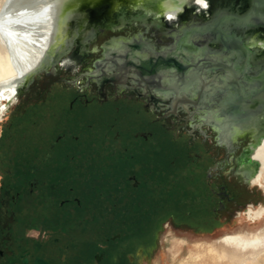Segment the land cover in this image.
<instances>
[{
  "label": "rangeland",
  "instance_id": "obj_1",
  "mask_svg": "<svg viewBox=\"0 0 264 264\" xmlns=\"http://www.w3.org/2000/svg\"><path fill=\"white\" fill-rule=\"evenodd\" d=\"M111 34L67 56L55 77L39 76L0 115V251L18 262L27 252L50 264H188L190 250L220 248L225 233L264 229V208L255 211L263 172L253 185L231 168L227 180L210 179L224 155L191 142L173 115L161 121L168 102L157 110L84 88L91 50Z\"/></svg>",
  "mask_w": 264,
  "mask_h": 264
},
{
  "label": "water",
  "instance_id": "obj_2",
  "mask_svg": "<svg viewBox=\"0 0 264 264\" xmlns=\"http://www.w3.org/2000/svg\"><path fill=\"white\" fill-rule=\"evenodd\" d=\"M136 1L68 0L58 20L56 40L49 43L36 66L17 87V92L27 90L38 76L55 77L62 60L67 56L72 60L83 57L89 44L108 31L113 34L91 50L93 54L100 53V56H105L104 65L93 60L92 66L95 65L96 69L92 70V66L87 69V74H96V78L106 76V73L113 69L109 62L114 61L108 57L111 53L108 49L110 42L112 44L149 38L144 36L148 33L159 40L173 43L164 46L162 51L169 56L175 55L173 65L167 60L152 64L148 59L146 67H143L144 72L149 75L157 70L175 69V76L169 82L172 91L163 92L167 97L174 94L173 108L177 100L175 94H193L196 88H204L207 84L218 87L231 86L236 90L239 87L236 73H250L251 76H246L248 88L264 92V0H207V7L196 5L189 0L171 16L162 14L159 18L141 12L129 13L128 8ZM135 27L143 29L142 32L114 34L115 31L127 32L129 28ZM127 46H130V49L125 51L129 53L128 57L140 60V47L135 44ZM148 49L151 52V49ZM130 66L136 67L134 63ZM218 69L225 72V76L221 78L222 83L213 77L206 82L202 81L201 73L209 74ZM207 93L212 94V91L208 90ZM261 100L264 101V97ZM228 102L229 100L222 107L225 116L227 111L232 112ZM257 112L253 114L255 118L250 122L247 120L242 123L238 121L237 112L233 111L230 118L217 124V131L224 133L229 143L232 134L242 133L246 129L258 134L264 133V118L260 117L259 109ZM257 142L256 136L252 143ZM240 153L236 152L233 158L237 159ZM244 173L236 170L238 176L244 177ZM261 206H264V202ZM32 264L50 263L36 257Z\"/></svg>",
  "mask_w": 264,
  "mask_h": 264
},
{
  "label": "flooded vegetation",
  "instance_id": "obj_3",
  "mask_svg": "<svg viewBox=\"0 0 264 264\" xmlns=\"http://www.w3.org/2000/svg\"><path fill=\"white\" fill-rule=\"evenodd\" d=\"M127 44H135L140 47L138 50L140 60H132L128 57L129 53L125 51L129 50L130 46H127ZM170 44L173 43L159 40L156 37L142 38L134 41L129 40L119 43L112 42V44L110 42L108 49L111 53L108 57L114 61V63L109 62V65L111 64L113 69L109 70L104 77L101 76L100 78H96V75H90V77L85 79L83 86L86 89L91 88L92 93L97 94L102 99H106L109 96L117 98L127 95L128 97H135L145 106L149 105L151 108L157 110L166 108L167 102L170 104V108H173L172 103L174 94H170L167 97L163 92L172 91L169 82H171L172 78L175 76V69L167 68L166 71L157 70L150 75L146 74L143 70V67H146L148 59H150V63L152 64L167 60L169 61L168 63L173 65L174 63H172V61L175 62V55L169 56L162 52L163 47ZM148 48L151 49V52ZM104 60L105 56H100L99 53L94 59V62L96 61L98 64L104 65ZM130 61L134 63L137 68L131 67ZM115 62H117V64ZM183 65L187 64L184 63ZM92 67V70L96 69L95 65ZM137 71L139 73H137ZM224 74L225 72L221 69L212 71L209 74L201 73L203 79L201 80L206 82L209 78L213 77L216 81L222 83L221 78L225 76ZM249 75L250 73L248 72L243 74L236 73L239 83V87L236 90L231 86L218 87L213 84H207V86H203L204 88H196L193 94H178V96L175 94L177 100H175L174 110H164V117L161 121L173 115L175 120L171 119V122H175L177 125L185 124L184 126H180L179 131H186L187 135L191 138V142L200 139L204 146V152H215L214 156H218L221 153L224 155L225 160L215 162L213 168L214 172L208 174L210 179L222 181L220 176H223L224 180H227L231 176H226L223 172H228L230 168L236 176L237 164L236 159L233 157L236 152H241L237 158L243 156V149L253 144L252 141L258 135V133H254V131L250 132L249 129H246V131L242 133L232 134L229 138V143L225 134L217 131V124L223 123L230 118V114L233 113V111L237 112L238 121L242 123H245L243 121L248 120V122H250V120L254 119L255 117L253 114L258 113V109L259 113H261L260 117L264 118V101L261 100V98L264 97V92L258 89L250 90L248 88L246 76ZM208 90H210V92L212 91V94L207 93ZM235 97H237V99ZM227 100H229L228 104L231 105L232 112L227 111L225 116L222 107L227 104ZM242 116L245 117L242 118ZM207 129H209V132ZM226 158H228L229 161H227ZM216 171H218V173H216ZM239 178V180L245 182L244 177L239 176ZM222 185L223 189H225L226 185ZM232 192L236 195L234 190H232ZM33 260L34 259L30 260V256L27 252L23 254L18 262L14 252L6 254L0 251V264H29L30 261L33 263Z\"/></svg>",
  "mask_w": 264,
  "mask_h": 264
},
{
  "label": "bare ground",
  "instance_id": "obj_4",
  "mask_svg": "<svg viewBox=\"0 0 264 264\" xmlns=\"http://www.w3.org/2000/svg\"><path fill=\"white\" fill-rule=\"evenodd\" d=\"M67 1L49 0V3L53 6L48 10V18L46 19L39 14L41 9L36 7L37 0H0V10H3L0 12V23L3 22V17L6 14L8 20L19 21V23L8 24V29L13 33H20L28 37V40L21 39V35L8 37L4 35L3 31H0V78L17 77L19 79L18 86L23 83L27 74L33 70L40 60L49 43L56 40L59 28V25H57L58 20ZM5 4L8 5V8L4 7ZM183 4L184 0H137L128 8V12L131 14L141 12L159 18L162 14L171 16ZM9 39L18 41L15 45V59L13 58V51L8 46ZM29 40H35L36 42L34 44L29 43ZM17 62L21 67L29 68L23 78L19 77L16 67ZM68 63V59H64L59 66L61 65V67L67 69L69 67ZM21 92L16 91V93ZM4 95L11 96L12 93L4 92ZM242 155L236 159V169L245 172V182L253 185L258 176L262 172L264 173V137L258 144H252L249 152H244ZM263 208L264 206H261L255 211L258 212ZM252 211L248 208L245 210V214L251 216L254 214ZM216 241L220 248L206 245L198 251L190 250L184 262L198 264L208 257L214 260L215 264H264V258H258L260 253L264 252V229L225 233L216 238ZM173 261H175V257Z\"/></svg>",
  "mask_w": 264,
  "mask_h": 264
},
{
  "label": "snow or ice",
  "instance_id": "obj_5",
  "mask_svg": "<svg viewBox=\"0 0 264 264\" xmlns=\"http://www.w3.org/2000/svg\"><path fill=\"white\" fill-rule=\"evenodd\" d=\"M189 0H184V3L187 4ZM192 3H195L196 5H202L203 7H207V0H191ZM53 5L49 3V0H37L36 7L41 9L40 15L44 16L46 19L48 10L52 7ZM5 8H8V5L5 4ZM3 10H0L2 12ZM171 19V17H169ZM11 23H19V21H10L7 18V15L5 14L3 17V22L0 23V31H3L5 36L12 37L14 35H21L20 33H13L10 31L7 27L8 24ZM21 39L28 40L27 36L21 35ZM29 43H35V40H29ZM18 43V41L14 39H9L8 40V46L9 48L13 51V58L15 59V54H16V48L15 45ZM22 59V57H21ZM17 71L19 73V77L23 78L25 74L29 71V68L26 67H21L19 62L16 64ZM19 84V79L17 77H12L9 79H2L0 78V100L7 101L8 104L0 103V115H3L5 113L6 108L8 105L13 103V96L16 95L17 87ZM4 92H11V96H5Z\"/></svg>",
  "mask_w": 264,
  "mask_h": 264
}]
</instances>
